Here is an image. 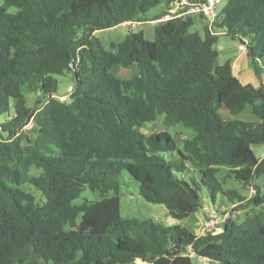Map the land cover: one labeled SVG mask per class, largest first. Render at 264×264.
Wrapping results in <instances>:
<instances>
[{
    "label": "trees",
    "instance_id": "obj_1",
    "mask_svg": "<svg viewBox=\"0 0 264 264\" xmlns=\"http://www.w3.org/2000/svg\"><path fill=\"white\" fill-rule=\"evenodd\" d=\"M176 1L4 0L0 115L9 118L0 125V264H193L195 257L264 264V158L252 150L264 145V85L244 84L231 61L219 64L218 34L208 26L205 36L191 32L194 15L157 22L154 40L131 32L112 51L95 35L149 21L151 10ZM219 15L220 31L246 43L255 64L264 59V0H229ZM118 66L139 72L125 77ZM67 73L75 85L61 101L54 77ZM30 87L40 96L34 108ZM222 107L231 114L250 107L260 121L224 120ZM160 116L193 136L180 145L167 130L133 132ZM32 167L43 170L29 180L42 204L22 189ZM124 171L148 202L179 221L199 212L206 187L213 204L218 195L231 204L222 210L225 224L198 236L182 225L122 219ZM229 179L255 194L247 200L226 189ZM86 187L98 199L75 204Z\"/></svg>",
    "mask_w": 264,
    "mask_h": 264
},
{
    "label": "rangeland",
    "instance_id": "obj_2",
    "mask_svg": "<svg viewBox=\"0 0 264 264\" xmlns=\"http://www.w3.org/2000/svg\"><path fill=\"white\" fill-rule=\"evenodd\" d=\"M229 0L223 1V6L227 4ZM4 0H0V7L4 6ZM168 7L165 4H161L158 7L151 10L147 18L149 21L142 23H134L130 25L128 23L121 24L114 28L99 30L96 32V37H98L105 49L112 51L113 43H121L125 40L128 34L131 32H143L145 38L148 40H154L155 31L157 28V22L150 21L153 17L162 14L164 11H168ZM219 14H220V8ZM8 11L10 13H15L16 8L9 7ZM215 19L212 25L209 24L201 15H194V25L190 28L191 32H199L202 36H205V28L209 27L212 33L218 34V41L215 45V49L219 52L218 63L224 64L227 61L235 62L233 66L234 75L242 80L244 84H251L252 86L259 88L264 85V59L257 60L256 64L247 56V53L241 51L239 46L241 41L239 39H232L227 36L224 32L216 26L220 19V15ZM82 35V31L79 32ZM116 71L125 77H130L134 72L138 73L137 68L134 69H123L122 67H117ZM54 79L58 84L57 95H63L65 99L69 97V94L73 91L75 82L72 73H67L62 76H55ZM27 98V105L30 108H34L40 97L36 88H28L25 92ZM220 115L224 120H241L246 122H259V118L256 117L252 112L250 107L245 109L239 114H231L229 110L222 107L219 110ZM14 115V108H11L9 116ZM8 115H0V125L8 120ZM33 128V123H30L26 129L31 130ZM167 130L176 139V141L181 145L184 138L193 136L192 131L186 132L180 126H167L165 123V117L160 116L155 123L147 124L145 128L136 127L133 132H143L146 134L159 133L161 131ZM252 150L258 158H264V145H252ZM175 157V156H173ZM43 172L42 169H37L32 167L28 174L23 176L22 189L26 192H30L36 197V201L42 204L45 200L42 193L33 187L29 180L33 177L39 176ZM191 173L195 176V180L198 184H201V176L199 172L196 173L192 170ZM121 194H120V205H121V217L122 219H138L146 220L152 219L155 222H159L166 226L170 225H182L198 236L204 235L208 230L219 231L220 227L225 224L226 216L222 215L223 211H230L231 204L225 199L223 200L221 195L217 196V203L213 204L209 197V190L202 186L200 191L202 197V208L196 214H193L189 218L179 221L172 218L169 214L166 206L162 204H154L148 202L141 194L139 189V183L129 174V172L124 171L121 175ZM226 189H235L241 195L246 197V199H251L255 194V190L251 187H246L241 185L235 180L229 179L225 185ZM98 196L92 193L89 188L86 187L84 192L74 200L75 204H81L84 200L95 201ZM245 214L239 217V221H243ZM133 264H146L142 261H136ZM193 264H219L214 261H210L204 258L195 257L193 259Z\"/></svg>",
    "mask_w": 264,
    "mask_h": 264
},
{
    "label": "built area",
    "instance_id": "obj_3",
    "mask_svg": "<svg viewBox=\"0 0 264 264\" xmlns=\"http://www.w3.org/2000/svg\"><path fill=\"white\" fill-rule=\"evenodd\" d=\"M224 0H200L199 2L193 3L190 0H177L171 4L167 11V15L162 17L156 22H164L173 18L182 17L185 15H201L202 17L209 20V24L212 25L215 19L218 17L219 8L221 10ZM130 25H134L132 22H128ZM239 49L245 53L248 51L246 43H241ZM61 101H64V96L59 97Z\"/></svg>",
    "mask_w": 264,
    "mask_h": 264
},
{
    "label": "crops",
    "instance_id": "obj_4",
    "mask_svg": "<svg viewBox=\"0 0 264 264\" xmlns=\"http://www.w3.org/2000/svg\"><path fill=\"white\" fill-rule=\"evenodd\" d=\"M234 63H235V62H232V67L234 66ZM236 77H237V76H236ZM239 79H240V78H239ZM240 80H241V79H240ZM241 81H242V80H241Z\"/></svg>",
    "mask_w": 264,
    "mask_h": 264
}]
</instances>
